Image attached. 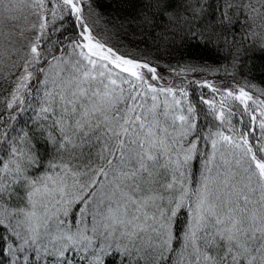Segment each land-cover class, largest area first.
<instances>
[{"label":"snow or ice","instance_id":"6c2138e0","mask_svg":"<svg viewBox=\"0 0 264 264\" xmlns=\"http://www.w3.org/2000/svg\"><path fill=\"white\" fill-rule=\"evenodd\" d=\"M124 3L0 0V264H264V0ZM126 25L233 84L193 102Z\"/></svg>","mask_w":264,"mask_h":264},{"label":"trees","instance_id":"16d2710c","mask_svg":"<svg viewBox=\"0 0 264 264\" xmlns=\"http://www.w3.org/2000/svg\"><path fill=\"white\" fill-rule=\"evenodd\" d=\"M138 0H125V3L123 6L119 9L118 14L123 17H131L133 16L137 11V5ZM125 31L129 33L127 36L122 37V42L125 44L128 48H134L137 45L141 50L144 51V53L147 55V57L154 63H159L160 65V72L167 75L165 77L171 82L174 83H181V81L184 82L185 86L187 87L189 91V98L196 102L198 100V97L201 93H204L206 97L211 98L212 93L207 88H200L199 86L195 84H189L188 81L190 80H208L210 82H213L215 84H225V85H231L233 84V81L230 77L226 76L223 70L217 71V72H209L207 70L205 71H198L196 73H188L184 77H175L172 73H170L166 65H171L173 67H179L184 65L186 62H190L191 59L194 57L197 61H199L201 64L207 62V64L212 65L213 67L218 66V57H216L210 50L208 49H193V48H179V47H173L169 48L166 45V42L164 39L159 36L158 34L161 32V29L157 28L155 32H153L151 35L145 34L144 36L140 35L139 30L136 28L135 25L132 26H125ZM245 63L248 64L252 71L251 74L248 75V79L252 84H256L259 87H264V55H261L259 53L256 54H249V56L244 58ZM247 74V68L243 70L240 76H238V82L240 84L244 83L243 76ZM250 91H253V95L259 97V94L255 92L252 89H249ZM6 94L3 92H0V113H4V105L2 103L4 96ZM264 99V97H259ZM217 99L219 97L217 96ZM31 103L35 104L36 100H31ZM34 115L33 111L29 109L28 111L21 113L19 116V122L22 124L24 121H28L30 117ZM245 120H247V117H245ZM16 123V122H13Z\"/></svg>","mask_w":264,"mask_h":264},{"label":"rangeland","instance_id":"374dc122","mask_svg":"<svg viewBox=\"0 0 264 264\" xmlns=\"http://www.w3.org/2000/svg\"><path fill=\"white\" fill-rule=\"evenodd\" d=\"M160 71V70H159ZM162 73V72H161ZM165 77H167V75L166 74H164V73H162Z\"/></svg>","mask_w":264,"mask_h":264}]
</instances>
